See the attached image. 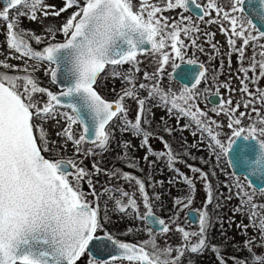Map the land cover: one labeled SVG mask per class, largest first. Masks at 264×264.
<instances>
[{
	"label": "snow or ice",
	"instance_id": "snow-or-ice-1",
	"mask_svg": "<svg viewBox=\"0 0 264 264\" xmlns=\"http://www.w3.org/2000/svg\"><path fill=\"white\" fill-rule=\"evenodd\" d=\"M248 2L251 7L252 0ZM259 3V9L251 10L264 20V0ZM244 5L245 0H207L204 6L197 0H61L60 6L48 0H0V35L4 36L0 51L5 53L0 58V264H79L85 254L91 258L88 264H192L193 256L207 250L216 254L217 264H229L225 248L209 240L210 228L214 223L222 226L223 220L207 206L195 210L198 230L179 224V211L193 203V178L179 175L187 190L173 199L178 211L166 221L154 212L162 199L154 188L162 187L163 180L148 183L134 172L102 169L98 163L89 171L81 166L82 161L51 155L63 151L69 142L77 155L82 150L85 155L106 151L118 127L142 141L140 147L147 149L144 162L154 166L156 161L149 156L158 155L179 173L174 165L180 157L163 137L160 139L166 151L152 149L154 133L148 120L151 107L175 114L181 131L191 130L194 137L198 133L207 136V146L217 163L227 159L234 184L228 185L229 194L224 199H239L232 209L233 217L239 213L249 223L241 221L237 227L245 234L252 227L261 249L257 252L256 241L246 235L240 250L247 251L248 256H234L232 264H264V199L257 196H264V87L259 86L264 80V30L247 18ZM190 8L199 21L218 25L230 53L237 54L238 89L219 82L214 71L206 75L208 69L198 63L195 53L186 59L190 47L204 52L197 42L199 25L192 16L183 14ZM175 10H180L178 18L165 15ZM64 13L68 15L59 25H45L39 34L21 27L25 19L37 22L60 18ZM205 17L209 19L205 21ZM202 34L206 38L215 36L212 32ZM205 42L217 51L216 43ZM246 50L252 51L247 65ZM141 56L150 59L155 69L145 71L137 83ZM12 59L23 63L12 64ZM125 64L130 68L120 71ZM168 65L172 69L169 79L183 82L179 93L161 84ZM41 67L51 82L60 86L58 91L41 86L35 75ZM105 76L121 80V89L113 100L98 91ZM202 79L218 84L219 98L212 101L210 111L215 116L223 113L227 119L230 134L226 141L219 138L224 125L197 103L199 96L209 92L208 88L197 91ZM219 87L228 89L227 100L220 96ZM141 91L147 95L140 96ZM236 92L240 95L233 104ZM128 100L137 105L135 117L129 116ZM180 118L186 119L184 125H179ZM49 120L57 125L64 122L56 132L63 144L51 139L45 128ZM244 120H248L246 126ZM77 125L78 135L73 131ZM165 130L169 135L173 131L167 126ZM85 144L93 147L82 149ZM129 147L131 142L124 141L123 148ZM119 155L126 153L122 149ZM127 166L135 169V158H129ZM188 167L206 183L207 205L219 209L218 201L213 204L209 173L200 167ZM101 173L109 177L106 183L110 186L104 187L103 193L113 210L123 215L131 212L144 225L139 234L146 233V239L126 242L105 228L108 210L105 207L102 211L92 180L93 175ZM85 178L88 192L81 186ZM118 180L126 183L127 189L116 183ZM233 222L230 219L229 223ZM173 231L180 237L178 244L168 239ZM133 232L129 228L125 234ZM97 253L106 256L98 258Z\"/></svg>",
	"mask_w": 264,
	"mask_h": 264
},
{
	"label": "flooded vegetation",
	"instance_id": "flooded-vegetation-1",
	"mask_svg": "<svg viewBox=\"0 0 264 264\" xmlns=\"http://www.w3.org/2000/svg\"><path fill=\"white\" fill-rule=\"evenodd\" d=\"M197 2L200 3L201 6H204L207 3V0H197ZM49 3H55L57 6H60L61 0H50ZM244 8H245V13H247V18L252 19V20L253 19L261 20L256 15V12L251 10V8H257V9L260 8L259 0H252L251 7L249 5L248 0H245ZM178 11L180 10L166 12L165 15L178 18L177 17ZM183 14L185 16H192L193 21L199 25L201 29V33L197 34L198 35L197 42L199 44H202L204 47V52L202 53L199 52L197 49L190 47L188 50V57H186V59L191 58L192 54L195 53V58L198 60V63H204L205 67L208 69V73H206V75L210 76L211 73L214 71L216 76L218 77L219 82H228L232 87H235L238 89L240 87V82L236 78V74L235 76H232V67L234 68L235 71L237 69V64H238L237 54L230 53L229 47L227 45L226 37L220 32L218 25L208 24L206 22L199 21L197 16L192 12L191 8L188 12H185ZM67 15L68 13H64L62 14L60 18L49 17L47 19H43L42 21L45 22L46 25L48 24L59 25L61 21ZM208 19L209 17H205V21H207ZM31 24H36V22H30L29 20L25 19L23 20L21 27L35 31L34 29L31 28L32 27ZM263 24H264V20H263ZM42 31L43 30H40L39 32H36V31L35 32L39 34ZM204 32L215 33V36L214 38L211 36L206 38L202 34ZM206 39L211 40L213 43L217 44V51H213L210 44L205 42ZM186 43H188L187 40H186ZM229 55L231 58V70L228 69L229 68ZM177 63H179V61H177ZM244 63L245 65L247 64V62L245 61ZM129 68H130V65H127V64L123 65V70L129 69ZM123 70L120 69V71H123ZM171 72H172L171 66L170 65L166 66L165 71L162 74V78L168 80L169 74ZM118 80L119 79H112L108 76H105V78L101 80L100 82L101 87L98 89V91H100L101 94L107 97L109 100L115 99L116 93L113 92L114 95L111 96L110 91H109V90H112L113 87L109 88L105 84L114 83ZM171 80L175 81L178 85H180L183 88V85L181 83L177 82L175 79H171ZM259 86L264 87V84L260 81ZM217 87H218V84L216 81L209 79L207 82H205L203 79L201 80V83L197 86V91L203 92L205 88L209 89L208 93H205L197 98V103L201 109L205 110V108L201 106L203 103L207 104V106L212 108L213 104L212 102H210L209 97L212 95H216ZM225 90L227 91V95H230L228 89L224 87H219V94L221 97H224L223 95H224ZM239 95L240 93L236 92L233 99H235V97H238ZM235 103H236V99L233 104ZM136 112H134L130 116L135 117ZM150 113L151 115H149L148 120L150 121V130L153 131L154 133L153 137L150 139V144L152 146V149L155 152H159L160 150L166 151V149L164 148L163 141H167L168 144L173 149V151L177 153L178 156L180 157L179 161H181L182 164L193 165V166L199 167L195 163L199 162V157L203 155L205 159H207L211 163L210 168L212 170V174L217 179L224 180L225 177H230V178L233 177L231 175L232 172L229 168L228 161L226 158H221L223 163L226 166V172L223 174L220 170H218L216 166L218 165V163L216 162L215 157L213 156L212 152L209 150L207 146L209 143L207 136H201L198 133L197 136L194 137L191 134V130L181 131L180 127L177 126V117L176 118L174 117L176 115L169 114L167 110L165 109L151 107ZM208 115L220 121L221 124L224 125V127L221 129L222 134L220 135L219 138L223 141H226L228 138V134H230V130L225 128L226 125L224 123H227L225 122L227 121V119L225 118L224 114L221 113L220 116H215V113L209 111ZM185 123H186L185 118L179 119V125H184ZM247 124H248V121L244 120V126H246ZM166 126L171 127L173 129L170 135L165 130ZM160 137H163V141L160 139ZM124 141H130L132 147L124 149L123 148ZM141 142L142 141L140 139L134 138L131 133H124L120 131L117 127V130L115 131V134H114V139L111 143V146L106 151H103L101 153L103 156H105L106 153L110 154L111 158L113 159V162L117 163V165L113 166L114 168H122L123 170H129L131 173L134 172L136 176L142 177L143 179H145V181H147V179H149L150 172L153 170V167L155 165L154 166L150 165L142 160V158L146 154L147 149L140 147ZM154 142L156 143L158 142L161 147L154 149V146H153ZM122 149L125 151L126 156L122 157L121 155H119ZM129 158H135V163H136L135 169L129 168L127 166ZM149 159L155 160L157 165L167 164L166 159L161 160V158L158 155L157 156L150 155ZM141 169H143V171H141ZM241 178L245 180L244 177H241ZM184 193H185L184 191L181 192V194H184ZM189 209H193V208H189ZM185 218L187 220L186 212H185ZM190 224L192 226H197L198 222L192 224L187 220V223H183L181 224V226L186 227L187 225H190ZM112 225H113V230L114 231L117 230L116 225L114 224ZM195 230H198V227ZM140 235L142 236V234ZM246 235L250 236L248 229H247V233L245 234L238 227L233 226V223H223L222 226L219 223H214L208 233L211 244L221 245L225 248L224 255L227 256L229 264H232V258L234 256L241 257V258L248 256L247 251L240 250L243 243L245 242ZM127 242H131V241H127ZM191 259H192V264H217L216 254H214L211 250L205 251L203 255L193 256Z\"/></svg>",
	"mask_w": 264,
	"mask_h": 264
},
{
	"label": "rangeland",
	"instance_id": "rangeland-1",
	"mask_svg": "<svg viewBox=\"0 0 264 264\" xmlns=\"http://www.w3.org/2000/svg\"><path fill=\"white\" fill-rule=\"evenodd\" d=\"M49 1L50 0H48V2ZM45 25H46L45 22L37 21L36 24H31V26H32L31 28L34 29L36 32H39L40 30H43ZM2 30H3V21H0V31H2ZM3 40H4V36L0 35V41H3ZM261 42L264 43V41H261ZM4 55H5V53L3 51H0V58H2ZM251 56H252V51L246 50L245 62L248 63V58L251 57ZM139 59H140L141 62L139 64L140 71H139V73L136 74L137 78H138L137 79V83L142 81L143 74H144L145 71L151 72V71H153L155 69V65L150 62V59H145L143 56H141ZM9 62L12 63V64H22L23 63L22 61H18V60H15V59L10 60ZM228 69H230V68H228ZM122 70H123V67H122ZM126 70H128V69H125L123 71H126ZM235 74H236V71L232 67V76H235ZM35 75L38 78L41 86L48 87L50 90H52L54 92L58 91L55 85H54L55 89H53L49 84H47V80H49V77H48V75H46L45 70H44L43 67H41L40 70L38 72H36ZM261 82L264 84V80H261ZM161 84H162V86L165 89L171 88V90L175 91L176 93H179L182 90V87L180 85H178L173 80H169V79L167 80V79H163L162 78ZM105 85L107 87H109V88H111V87L115 88V90H116L115 93H117L121 89V80L119 79L118 81H116L114 83H106ZM109 91H110V95L111 96L114 95L112 90H109ZM146 95H147L146 92H144V91L140 92V96L144 97ZM223 96H224L223 99H225V100H227L229 98V95H227V91L226 90H225ZM234 102H235V99H233V103ZM127 104H128V106L130 108V112H129V116H130L131 114H133L134 112L137 111V105L132 100H128ZM201 106L203 108H205V110L208 111V112L210 111L208 109H211L205 103H203ZM154 108L163 109L162 107H154ZM130 117H132V116H130ZM174 117L176 118L177 116H174ZM225 122H227V121H225ZM224 124L226 125L227 123H224ZM63 126H64V122L63 121H61V123L59 125H57L55 120H49V121H47L45 123V128L49 132V134L51 136V139L57 141L60 144H63L64 142H63V140L61 138L56 136V132L60 128H62ZM225 128H227V127L225 126ZM73 131H74L75 134L78 135L79 132H80V126L79 125L74 126ZM153 146H154V149L161 147L158 142L157 143L154 142ZM91 147H93V146L90 145V144H85V145L82 146V149L83 148H91ZM51 155L64 156L66 158H71V159L82 161L81 166L85 167L89 171H91L93 169V165L96 163V161H98L97 157L95 155H85L83 153V150L81 151L80 154H78V155L75 154L74 147H73V145L70 142L67 144V147L63 151H60V152L53 151V153H51ZM216 166H217L218 170H220L223 174L226 172V166L223 163L222 159H220V161L218 162V165H216ZM174 167L179 170V173H174L172 168L167 167L166 165H160V164L157 165L155 163V166L153 167V170L150 172L149 179H147L146 182L152 183L154 181L163 180L164 181L163 186L162 187L161 186H156L154 188V192L155 193H159L161 195V197L165 198V199H166L167 196H170V197L172 196V197L176 198L178 196L183 195V194H181L182 191L185 192L187 190L185 183L182 180H179V175L180 174L187 175L190 178H193L194 179V183H195V187H194V189H192V192H191L192 197H193V203L190 205L189 208L202 209L205 206H207V208H208L209 207L207 205V192H208V189H207L206 183L198 178V174L191 172V170L188 167V165L182 164L181 161L176 163L174 165ZM113 168L114 167H111V168H109V170H111ZM155 168H157L159 170H157ZM102 169H108V168H102ZM120 169H122V168H120ZM123 171L130 172L129 170H123ZM86 180H87V178H85V181L82 182L81 186H82V189L85 192H88L90 189L88 187V184L86 183ZM92 180H93V184L95 185V190L99 194V201H100V205H101L102 211L105 209V207H107V210H108L109 220L104 222L105 228L109 232L113 233L117 238L124 237L125 235L129 236L128 234H125L129 228H133L134 229V232L132 234H134V233L138 234L140 232L141 227L144 226L141 223V221H139L137 219H134L133 218V214L131 212H129L127 215H123V214H120V213L114 211L113 207H112V203L108 199H106L105 194L103 193V188L110 186L108 183H106V181L109 180V177L107 175L101 173L99 175H93L92 176ZM169 180L178 181V182L170 184V183H168ZM116 183H119L121 187H124V188L127 189V184L126 183H124V182H122L120 180L116 181ZM241 183L244 184L245 190H248L247 183H246V181L243 178H241ZM229 184H234V178L233 177H231V178L230 177H225V179H224V188L226 190H228V191H229V187H228ZM179 189H181V190H179ZM232 191L234 193L235 189L233 188ZM257 196H258V199H264V196H260L259 193L257 194ZM89 199H91V197H89ZM239 202H240L239 199L234 196V198H233V200H232V202L230 204H232L233 208H234ZM189 208H187V209H189ZM233 208L227 210V212H226L227 214L225 216H223V218H222L223 223H229L230 219H234L235 222H233V226H235V227H237V225L241 221H243V223H245V224H248L249 223L248 219L246 217L242 216L239 213L235 214V216L233 217V211H232ZM187 209H184L183 211H179V215L181 213H183L184 216H185V212H186ZM140 211H141V213L144 211L142 206H141ZM173 214L170 215V217H172ZM168 219H166V221ZM181 222L182 221L179 222L180 225L183 224ZM112 224L116 225L117 230H115V231L113 230V225ZM197 227H198V225L197 226H192L190 224V225H187L185 228L188 229V230L194 231ZM248 232H249V235L252 236L253 239L256 241V243L254 245L256 251L260 252L261 251V249L259 247L260 239L257 236L254 235V229L252 227H248ZM146 238H147L146 233H144V234H142L140 240H143V239H146ZM168 239L173 244H178L180 242V237L175 231H173V232H171L169 234ZM136 240L137 239H133V241H131V242H135ZM90 259L91 258L87 254H85V256L81 258L80 264H88V261Z\"/></svg>",
	"mask_w": 264,
	"mask_h": 264
},
{
	"label": "trees",
	"instance_id": "trees-1",
	"mask_svg": "<svg viewBox=\"0 0 264 264\" xmlns=\"http://www.w3.org/2000/svg\"><path fill=\"white\" fill-rule=\"evenodd\" d=\"M47 84H49L53 89H55L54 85L49 80H47ZM45 155H49V154H45ZM95 156L97 157V160H98L96 161V163L99 164L100 168L109 169L113 167L114 165H117V163L113 162V159L108 153H106L105 156H103L101 152H97ZM195 164L198 165L203 171L209 173V180L213 184V190H214V196H215L213 204H215L218 201L221 207L219 209H215L213 208L212 205H208L209 206L208 210L210 212H213L215 215L219 216L222 219L223 216L227 214L226 213L227 210L233 208V205L230 204L233 199L231 200L224 199V197H226L229 194L228 193L229 191L224 188V180H219L212 174V170L210 168L211 163L207 159H205L203 155L199 157V162H196ZM174 198L175 197H172V196L171 197L167 196L166 199L162 198L161 201L158 202L157 206L154 207V212L160 215L162 218L168 219L170 215H172L175 211H178V209H175L173 206ZM178 220L179 222L182 221L181 223H187V220L183 213L179 215ZM138 234L134 233V234H130L129 236L125 235L124 237H119V239L123 241H133V239L140 240L141 235L140 234L138 235Z\"/></svg>",
	"mask_w": 264,
	"mask_h": 264
},
{
	"label": "water",
	"instance_id": "water-1",
	"mask_svg": "<svg viewBox=\"0 0 264 264\" xmlns=\"http://www.w3.org/2000/svg\"><path fill=\"white\" fill-rule=\"evenodd\" d=\"M253 23L256 24L257 27L260 28L261 30H264L263 20H254V19H253ZM181 66L183 67V65H181ZM49 80H50V78H49ZM175 80L183 85V82H181V81H179V80H177V79H175ZM50 82H51V80H50ZM51 83H52V82H51ZM52 84H53V83H52ZM53 85H55L56 88H57V90H59V87H60V86H59L58 84H53ZM218 98H219V97H217L216 95H212V96L209 97V100H210V102H212L213 100H216V99H218ZM228 165H229V163H228ZM229 168H230V170H231V172H232L233 170H232V168H231L230 165H229ZM156 215H158V214H156ZM158 216H159V215H158ZM186 217H187V220H188L190 223H192V224L198 222V221H197V215H196L195 209H188V210L186 211ZM126 242H127V241H126ZM96 255H97L98 258H105V256H106V254H105L104 256H102V255H100V254H98V253H97Z\"/></svg>",
	"mask_w": 264,
	"mask_h": 264
}]
</instances>
